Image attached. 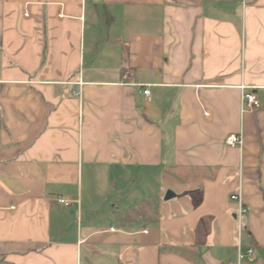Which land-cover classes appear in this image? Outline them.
Listing matches in <instances>:
<instances>
[{"label":"crops","instance_id":"crops-1","mask_svg":"<svg viewBox=\"0 0 264 264\" xmlns=\"http://www.w3.org/2000/svg\"><path fill=\"white\" fill-rule=\"evenodd\" d=\"M237 192L264 264V0H0V264H238Z\"/></svg>","mask_w":264,"mask_h":264},{"label":"built area","instance_id":"built-area-1","mask_svg":"<svg viewBox=\"0 0 264 264\" xmlns=\"http://www.w3.org/2000/svg\"><path fill=\"white\" fill-rule=\"evenodd\" d=\"M28 15V14H26ZM242 89V112L254 111L258 109L261 104L257 95L250 90L247 86L241 85ZM74 94L80 95V91H74ZM143 94L145 96L150 95L149 89H144ZM226 145L228 146H242L243 145V136L242 134H231L225 140ZM234 201H237L240 205L238 212L235 215L236 221V238H237V262L240 264L244 261H254L256 256V250L253 246H245L243 236L246 231L245 226V215L248 212V208L245 206L242 194L240 192L234 193L230 196ZM65 205H70V202L65 199L59 200Z\"/></svg>","mask_w":264,"mask_h":264},{"label":"trees","instance_id":"trees-1","mask_svg":"<svg viewBox=\"0 0 264 264\" xmlns=\"http://www.w3.org/2000/svg\"><path fill=\"white\" fill-rule=\"evenodd\" d=\"M127 213V217L130 216L129 218L142 217L144 219H149L154 216L150 202L147 200H142L136 208H130Z\"/></svg>","mask_w":264,"mask_h":264},{"label":"rangeland","instance_id":"rangeland-1","mask_svg":"<svg viewBox=\"0 0 264 264\" xmlns=\"http://www.w3.org/2000/svg\"><path fill=\"white\" fill-rule=\"evenodd\" d=\"M85 186H86V179H85ZM166 196V194L164 195V197ZM146 198H148V196H145ZM138 201H141L142 200V198H139V199H137ZM166 200V199H165ZM133 206V205H135V203L134 202H130L129 204H127V206L124 208V211H126V212H128V210H129V206ZM133 208H136V207H133ZM127 209V210H126Z\"/></svg>","mask_w":264,"mask_h":264},{"label":"water","instance_id":"water-1","mask_svg":"<svg viewBox=\"0 0 264 264\" xmlns=\"http://www.w3.org/2000/svg\"><path fill=\"white\" fill-rule=\"evenodd\" d=\"M175 196V193L172 190H168L165 196L166 200H170Z\"/></svg>","mask_w":264,"mask_h":264}]
</instances>
